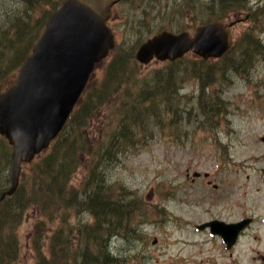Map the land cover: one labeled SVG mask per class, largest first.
<instances>
[{
  "label": "rangeland",
  "instance_id": "rangeland-1",
  "mask_svg": "<svg viewBox=\"0 0 264 264\" xmlns=\"http://www.w3.org/2000/svg\"><path fill=\"white\" fill-rule=\"evenodd\" d=\"M208 1L120 0L109 20L120 43L119 51L134 52L140 42L162 30H183L192 35L197 26L217 18L219 10L209 8ZM21 5L20 0H0V19L5 20ZM244 6L253 9L255 19L232 26L235 45L224 59L207 60L216 66V73L206 88L205 99L212 102L213 93L221 114L211 122L206 120L199 107L198 78H191L180 90L182 126L175 127L174 132L164 127L162 135L106 169L107 182L113 189L141 200L143 205L136 228L140 235L123 234L110 243L112 253L125 256L127 264H264V160L259 141L264 134V52L254 56L251 64L236 69L231 66L240 57V38L245 32V43L257 37L264 48V0H244ZM46 12L41 9L33 17L39 20ZM232 19L224 16L226 21ZM193 59L195 56L189 53L183 60L188 65ZM103 65L94 71L95 77L103 76ZM163 65L152 61L140 66L146 74ZM4 143L0 141V154L2 149L7 150ZM5 164L0 182L7 185L10 147ZM26 168L24 165L22 172ZM193 171L209 172L211 183L203 176L193 178ZM84 173L81 166L73 182H80ZM244 216H252L253 222L231 249H226L220 236L195 227L214 218L236 221ZM79 218L90 220L86 214L74 220ZM35 222L36 213L28 211L18 225L19 264L33 261Z\"/></svg>",
  "mask_w": 264,
  "mask_h": 264
},
{
  "label": "trees",
  "instance_id": "trees-1",
  "mask_svg": "<svg viewBox=\"0 0 264 264\" xmlns=\"http://www.w3.org/2000/svg\"><path fill=\"white\" fill-rule=\"evenodd\" d=\"M20 1L21 7L0 19V84L13 78L47 13L61 0ZM207 6L219 10V19L231 12L238 17V8H246L244 0H210ZM41 9L47 10L45 15L34 19ZM253 12L246 15L255 19ZM247 34L240 38L243 48L231 65L235 68L251 64L254 56L264 52L257 37L244 42ZM214 67L202 59L186 65L182 58L145 74L132 51H119V46L112 51L104 75L89 80L63 130L27 165L16 191L0 203V264L20 263L18 225L28 211L36 213L31 264H127L125 256L112 253L110 243L123 234L140 235L136 228L143 205L113 189L106 169L162 135L164 127L174 132L182 126L180 90L191 78H198L199 107L206 120L221 114L213 93L212 102L205 99L206 88L215 78ZM81 166L85 173L75 184L73 177ZM83 214L90 220H74Z\"/></svg>",
  "mask_w": 264,
  "mask_h": 264
},
{
  "label": "water",
  "instance_id": "water-1",
  "mask_svg": "<svg viewBox=\"0 0 264 264\" xmlns=\"http://www.w3.org/2000/svg\"><path fill=\"white\" fill-rule=\"evenodd\" d=\"M113 3L65 0L48 18L15 81L0 92V134L13 145L11 186L1 198L15 191L22 163L30 162L61 130L96 63L114 46L105 23ZM231 24L215 21L201 25L193 37L187 32L162 31L140 45L136 58L145 63L154 55L174 60L188 50L204 58L219 57L231 43ZM249 222L215 219L197 227H209L230 248Z\"/></svg>",
  "mask_w": 264,
  "mask_h": 264
},
{
  "label": "flooded vegetation",
  "instance_id": "flooded-vegetation-1",
  "mask_svg": "<svg viewBox=\"0 0 264 264\" xmlns=\"http://www.w3.org/2000/svg\"><path fill=\"white\" fill-rule=\"evenodd\" d=\"M263 145H264V143H263Z\"/></svg>",
  "mask_w": 264,
  "mask_h": 264
}]
</instances>
